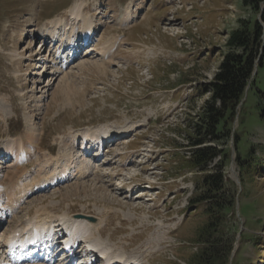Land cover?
Returning a JSON list of instances; mask_svg holds the SVG:
<instances>
[{"label":"rangeland","instance_id":"rangeland-1","mask_svg":"<svg viewBox=\"0 0 264 264\" xmlns=\"http://www.w3.org/2000/svg\"><path fill=\"white\" fill-rule=\"evenodd\" d=\"M81 2L99 33L80 59L55 76L41 30L52 18H69L68 9ZM128 10L133 16L126 22ZM255 18L242 0H0V142L32 128L40 138L31 169L36 172L40 163L70 150L80 165L81 141L75 139L87 130L105 127L115 134L98 161L86 158L89 177L31 197L3 232L41 208L58 218L82 213L103 220L99 231L115 254L140 264H188L207 215L205 206L192 203L200 176L183 161L191 150L187 135L211 97L206 86L218 73L230 32ZM107 42L112 51L96 56L100 45L110 48ZM258 107L264 108V94L250 92L232 132L241 138L239 155L258 167L241 168L229 140L225 175L239 192L229 264H264V124Z\"/></svg>","mask_w":264,"mask_h":264},{"label":"trees","instance_id":"trees-1","mask_svg":"<svg viewBox=\"0 0 264 264\" xmlns=\"http://www.w3.org/2000/svg\"><path fill=\"white\" fill-rule=\"evenodd\" d=\"M242 6L256 18L241 20L239 28L230 32L218 73L206 86V93L211 97L187 135L191 150L183 161L200 176L192 203L204 205L207 215L196 239L199 249L188 264H229L231 261L237 233L230 228V222L232 214L234 218L237 189L226 181L225 175L231 162L229 140L233 139L239 151L237 161L241 168L250 171L258 167L247 160L248 156L239 155L241 138L234 136L232 129L244 98L250 92L256 98L264 94V0H242ZM258 108L259 121L264 124V108Z\"/></svg>","mask_w":264,"mask_h":264},{"label":"bare ground","instance_id":"bare-ground-1","mask_svg":"<svg viewBox=\"0 0 264 264\" xmlns=\"http://www.w3.org/2000/svg\"><path fill=\"white\" fill-rule=\"evenodd\" d=\"M86 9L87 8L85 2L78 3L72 10L69 11L72 21L71 24H67L65 22L66 20H63L62 18H56L51 20L46 27V30L48 31L46 38L52 39V41H58L61 44L60 48L57 51V55L58 60L60 59L59 63L62 65L65 64L63 60L67 58L65 52H62V48H64L65 50V48L67 47L66 41H69V45L70 47H72L74 46V44L77 45L79 37L81 38L80 41H83L84 39L89 38L92 35V32H94L93 21L89 20L86 17ZM132 16V12L128 10L123 15V21L126 20V22H129ZM80 22L83 23V27H79ZM108 49L109 46L104 45L103 47H101V49L98 50L97 55L106 54L107 52H109ZM107 129L104 127V129H98L96 131L87 130L81 136L82 139L87 143L88 141H92V143H100L104 137H107L110 134ZM29 131L30 133L26 134L24 138H19L16 140L10 139L0 144V149L2 148L6 153L12 154L15 162V164L7 166V170L11 169L10 174L7 172V174L0 172V221H3L9 214L11 216L15 215L19 208V210H21L29 195L37 191H42L48 187L50 188L53 185H57L62 180H67V178L68 181L72 178L74 181L76 180L77 182H79L83 178L89 177L92 173V168L86 165V157L89 153L85 154L86 157H83V160H81V165L78 167V165L73 166L74 163L71 159L72 151L70 150L69 154L67 153L63 156H51L49 159H47L45 165L43 163H40L38 165L39 170L36 173L37 179H32V176L33 174L35 175V173H33L26 166L32 165L35 161L36 156L34 154H37L36 152L40 150V138L33 133L32 128H29ZM37 147L38 151H36ZM70 172L73 173L69 175ZM148 187L149 186H147L146 188L142 187L139 190H145ZM133 191L134 190L131 189L128 191V193H133ZM69 195L68 193H66L64 194V197L68 198ZM90 217L92 216L82 213H66L62 216H59L58 218L54 214H52V212L48 210L47 207L37 210L33 217L29 213V216L27 218L28 221L19 224L18 226H16L17 228L15 227L16 229L13 232H10L12 233L11 235H13L14 238L10 240L8 239L9 236H6L5 242L0 243V264H10L11 260L9 259V249L6 243L10 240L12 248L17 245L21 247L23 245V242L20 239L24 238V229H26V227L31 226V228L29 229L30 235L34 234V232L42 233L46 230H49L50 234L54 233L55 236H57L61 234L60 228L62 227V225H64V227L67 228V230L70 232L73 240L81 239L84 241V244L85 242L91 241L93 249L95 250V252L101 254L99 255V257L104 259L106 261V264H140V261L137 259L124 258V255L122 253H113L110 241L104 240L102 238V234L99 231V228L103 224V220L98 219V221L93 222V219ZM18 230L19 236L15 237V234L18 232ZM4 246L6 251L2 252ZM69 259L70 257L66 259V263H68Z\"/></svg>","mask_w":264,"mask_h":264},{"label":"water","instance_id":"water-1","mask_svg":"<svg viewBox=\"0 0 264 264\" xmlns=\"http://www.w3.org/2000/svg\"><path fill=\"white\" fill-rule=\"evenodd\" d=\"M93 221H94V219H93Z\"/></svg>","mask_w":264,"mask_h":264}]
</instances>
